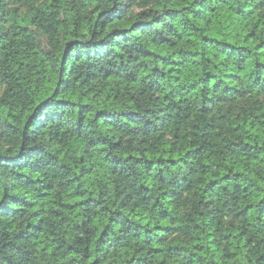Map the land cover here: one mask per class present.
Here are the masks:
<instances>
[{"label":"trees","instance_id":"obj_1","mask_svg":"<svg viewBox=\"0 0 264 264\" xmlns=\"http://www.w3.org/2000/svg\"><path fill=\"white\" fill-rule=\"evenodd\" d=\"M0 264H264V0H0Z\"/></svg>","mask_w":264,"mask_h":264}]
</instances>
